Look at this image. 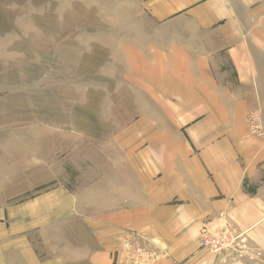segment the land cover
I'll use <instances>...</instances> for the list:
<instances>
[{
    "label": "rangeland",
    "instance_id": "obj_1",
    "mask_svg": "<svg viewBox=\"0 0 264 264\" xmlns=\"http://www.w3.org/2000/svg\"><path fill=\"white\" fill-rule=\"evenodd\" d=\"M133 13L126 0H0V190L26 204L0 264H88L95 227L123 209L125 157L166 117Z\"/></svg>",
    "mask_w": 264,
    "mask_h": 264
},
{
    "label": "crops",
    "instance_id": "obj_2",
    "mask_svg": "<svg viewBox=\"0 0 264 264\" xmlns=\"http://www.w3.org/2000/svg\"><path fill=\"white\" fill-rule=\"evenodd\" d=\"M126 1L134 32L151 33L152 81L166 84L157 81L152 97L166 117L127 153L123 209L95 227L100 246L88 264H136L131 241L148 264H264V139L248 124L257 112L264 129V0ZM160 65L166 73L156 75ZM21 211L26 204L0 190V252L15 241ZM210 223L246 232L252 252L202 249Z\"/></svg>",
    "mask_w": 264,
    "mask_h": 264
},
{
    "label": "built area",
    "instance_id": "obj_3",
    "mask_svg": "<svg viewBox=\"0 0 264 264\" xmlns=\"http://www.w3.org/2000/svg\"><path fill=\"white\" fill-rule=\"evenodd\" d=\"M248 124L253 135L259 137L264 135L261 118L257 112L249 115ZM243 237L244 233H241L239 229L229 223L224 225L210 223L202 228L198 244L202 249L213 254L239 253ZM127 246L130 259L134 263L148 264L153 260V257L142 246L136 243H128Z\"/></svg>",
    "mask_w": 264,
    "mask_h": 264
}]
</instances>
